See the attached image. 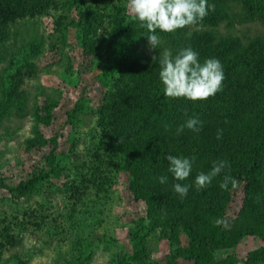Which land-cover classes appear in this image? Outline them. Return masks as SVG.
I'll return each mask as SVG.
<instances>
[{
	"label": "trees",
	"instance_id": "trees-1",
	"mask_svg": "<svg viewBox=\"0 0 264 264\" xmlns=\"http://www.w3.org/2000/svg\"><path fill=\"white\" fill-rule=\"evenodd\" d=\"M126 1L0 0V48L10 39L11 29H16L21 21L44 16L56 9L68 14L75 12L77 19H71L69 25L81 32L83 51L97 59L109 52L112 58L111 64L104 69L113 77V87L104 92L96 108L97 124L102 126L106 138L102 147L108 149L103 154L113 161V167L120 161V165L113 168L116 172L113 178L119 172L125 173L127 190L133 200L144 203L145 216L138 223H146V235L158 231L159 238L167 242L170 252L165 264H238L237 252L246 254L244 264H264V38L245 42L239 36L221 37L215 30L229 20L226 10L233 3L240 4L248 12L247 17H258L264 23V0H207L215 10L209 11L201 24L173 34L157 30L161 38L157 49H150L147 30L127 15ZM108 6L111 12L106 11ZM66 18L57 22L61 24ZM105 25L112 39L98 36ZM188 46L199 54L201 63L215 58L224 69L223 90L204 102L168 99L162 91L160 53L169 49L175 56ZM38 52L37 44H32L26 58L16 59L13 55L7 69H3L6 78L0 83V113L27 115L26 92L21 84L23 74L31 75L35 66L28 59L35 58ZM153 56L157 61H153ZM55 105L48 98L40 107L34 105L32 137L25 142L27 151L42 148L47 143L39 127L49 125ZM79 106L67 111V116L73 117ZM192 116L203 122L201 131L195 133L185 128L177 135V127ZM218 129L223 130L219 140L216 139ZM49 142L53 145L44 157L45 166L10 187L11 194L28 196L38 183L58 176L61 166L53 153L56 139L51 138ZM168 155L196 157L186 180L176 181L168 172ZM95 156L101 159L98 154ZM95 160L91 169L94 170L93 180L89 177L86 183L89 182L91 188L98 187L93 198L88 195L85 198L91 206L102 207L105 185L95 181L105 180L107 176L105 168ZM217 160L227 161L230 168H225L208 187L197 191L196 176L210 172ZM73 166V171L80 172L84 163ZM162 175L168 177L166 184L158 182L157 178ZM224 175L244 182L241 208L228 223V228L216 224L218 219L227 220L229 198L234 190L231 184L228 190L219 187ZM176 183L191 186L185 198L181 199L174 192ZM65 190L79 193L68 182ZM7 231L10 230L7 228ZM182 233L187 238L186 246L180 241ZM9 239L14 243L18 241L14 235H9ZM141 239L138 233L132 234V240H139L142 247V258H148L146 244ZM249 240L255 244L247 250L244 246ZM241 248L244 251H240ZM134 256L133 259L141 264L142 258L138 254ZM15 259L18 260V256L15 255ZM71 264L81 263L78 260Z\"/></svg>",
	"mask_w": 264,
	"mask_h": 264
},
{
	"label": "rangeland",
	"instance_id": "rangeland-1",
	"mask_svg": "<svg viewBox=\"0 0 264 264\" xmlns=\"http://www.w3.org/2000/svg\"><path fill=\"white\" fill-rule=\"evenodd\" d=\"M106 9L111 12L109 6ZM226 11L229 20L215 29L217 35L239 36L245 42L264 38V23L260 18L247 17L248 12L240 4H230ZM64 16L67 18L61 24L57 22ZM73 18L77 19L75 12L68 14L56 9L21 21L16 29H11L10 39L0 48V83L6 78L3 69H7L13 55L16 59L26 58L32 44H37L39 51L35 58L28 59L35 66L31 75L23 74L21 84L26 92L27 115L0 113V179L3 181L0 184V264H71L78 260L81 264H139L133 258L135 254L142 258V247L139 240H132L134 233L143 238L148 252V258L140 259L141 264H165L170 252L167 242L159 238L158 231L146 235V223H138L145 216L144 203L133 200L127 190L125 173L119 172L113 178L116 173L113 168L120 161L113 167V161L103 154L108 149L102 147L106 138L102 126L97 124L96 108L104 92L113 87V77L104 69L111 64V55L106 52L103 58L97 59L84 52L81 32L69 25ZM109 30L105 25L98 36L112 39L107 35ZM47 98L50 103H56L49 125L39 127L47 143L27 151L25 142L32 137L34 105L40 107ZM76 105L80 106L69 118L67 111ZM51 138L56 139L53 153L61 166L58 176L38 183L28 196L11 194L10 187L45 166L44 157L52 150ZM96 154L101 156L100 160L94 158ZM95 159L105 168L107 176L105 180L95 181L105 185L102 207L91 206L85 198L87 195L93 198L98 187L91 188L86 183L89 177L93 180L91 169ZM80 163H84L80 172L73 171V165ZM66 182L79 191L78 195L65 190ZM79 196L81 200L77 199ZM243 198L244 182L239 180L230 194L228 223L236 217ZM17 223H21L20 227H16ZM9 235L18 241L14 243ZM180 241L182 246L187 245L184 233L180 234ZM253 244L249 240L244 248L248 250ZM245 255L237 252L238 264H244Z\"/></svg>",
	"mask_w": 264,
	"mask_h": 264
},
{
	"label": "clouds",
	"instance_id": "clouds-1",
	"mask_svg": "<svg viewBox=\"0 0 264 264\" xmlns=\"http://www.w3.org/2000/svg\"><path fill=\"white\" fill-rule=\"evenodd\" d=\"M126 11L132 20L138 21L141 28H145L149 35L147 40L150 49H157L161 38L157 30L165 34H173L186 27H195L203 22L214 11L215 6L209 5L207 0H127ZM157 61V57H152ZM159 80L162 91L168 99H184L191 102H204L223 90L224 69L218 59H206L203 63L199 54L191 46L180 49L175 56L169 49H164L159 55ZM187 115V113H185ZM203 122L197 116L189 117L183 125L176 129V134L183 133L185 128L199 133ZM223 130L218 129L216 139H222ZM168 172L176 181L186 180L191 172L195 156L184 158L168 155ZM230 164L225 160H217L212 164L208 173L201 172L195 178V187L200 191L208 187L214 178L220 175ZM160 184H166L167 176L157 178ZM237 188L238 181L231 175H224L219 187L228 190ZM191 186L181 183L174 184V192L181 199L187 196ZM217 226L227 227V220H216Z\"/></svg>",
	"mask_w": 264,
	"mask_h": 264
}]
</instances>
